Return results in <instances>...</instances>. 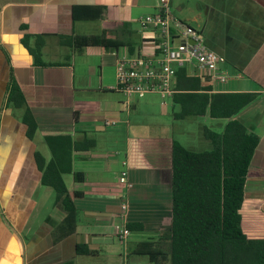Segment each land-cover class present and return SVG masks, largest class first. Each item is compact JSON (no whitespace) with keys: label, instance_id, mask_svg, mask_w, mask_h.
I'll list each match as a JSON object with an SVG mask.
<instances>
[{"label":"crops","instance_id":"crops-1","mask_svg":"<svg viewBox=\"0 0 264 264\" xmlns=\"http://www.w3.org/2000/svg\"><path fill=\"white\" fill-rule=\"evenodd\" d=\"M158 1L0 0V264H149L132 256L131 250L142 240L156 238L161 224L171 218L173 141L194 152L211 149L209 142L187 147L165 126L158 134L145 136L147 127L138 118L143 96L127 99L115 89L118 58L140 48L148 55L154 51L153 30L143 29L135 16L138 10L145 16L155 14ZM170 4L174 15L199 30L208 47L226 58V67L239 74L225 84L203 85L210 84L215 93L258 94L237 118L259 136L252 165L264 168V0H170ZM76 6L104 8L109 21L127 23L138 39L134 42L132 37V47L117 53L101 47L77 53L62 45L59 36L98 35L102 22L74 20ZM25 35H45L42 59L50 65H34L22 44ZM34 43L29 40L30 46ZM121 49L125 55H120ZM11 74L38 124L33 140L26 136L23 110L4 104ZM202 117L213 120V128L203 129L221 132L227 123ZM108 121L114 124L107 125ZM80 132L95 138L96 147L76 154L74 170L86 175L84 183L73 181L68 187L84 193L75 201L76 230L54 242L52 232L65 214L55 206L45 214L46 206L36 200L37 194L49 197V192L40 182L34 155L39 151L50 158V152L46 156L39 149L46 136L80 138ZM124 169L131 187L119 180ZM39 207L44 217L36 216ZM242 218L249 237L264 238V179L247 181ZM128 222L144 229L129 234L121 248L119 231ZM81 244L96 253L78 254Z\"/></svg>","mask_w":264,"mask_h":264},{"label":"trees","instance_id":"trees-1","mask_svg":"<svg viewBox=\"0 0 264 264\" xmlns=\"http://www.w3.org/2000/svg\"><path fill=\"white\" fill-rule=\"evenodd\" d=\"M73 18L102 22V32L98 35L59 36L62 45L72 47L77 53L89 47H101L114 53L120 48L132 47L133 32L128 24L109 21L102 7L76 6ZM44 37L25 35L22 38L37 67L50 65L42 59ZM30 39H35L33 46L29 44ZM204 82L208 80L202 74L191 73L187 67L177 68L171 101L180 111L173 113L174 119L208 115L227 123L221 132L203 129V136L211 145L208 151L194 152L179 141H173L171 218L161 224L156 238L136 243L131 255L146 257L149 264H264V238H251L242 227L247 181L264 179V168L252 165L260 138L237 118L258 94L215 93L211 85H203ZM4 104L23 110L26 136L33 140L38 124L13 74ZM80 136H46L44 141L50 158L46 159L39 151L34 155L42 186L55 192L54 206L65 214L52 232L54 242L76 230L75 201L84 193L68 189L64 176L71 174L75 184L84 183L85 173L74 170L75 157L96 147L95 138L88 132H80ZM125 228L130 234L144 229L136 222L126 223ZM77 253L93 255L96 251L81 244L77 246Z\"/></svg>","mask_w":264,"mask_h":264},{"label":"built area","instance_id":"built-area-1","mask_svg":"<svg viewBox=\"0 0 264 264\" xmlns=\"http://www.w3.org/2000/svg\"><path fill=\"white\" fill-rule=\"evenodd\" d=\"M143 29H152L154 51L151 55L143 49H137L134 55L127 54L117 59L115 89L127 99L133 96H144L158 93L167 105V99H172L176 70L188 67L191 73L202 74L209 82L227 83L239 74H233L226 67V58L210 49L202 33L177 18L170 0H159L157 11L139 19ZM112 125L114 122H106ZM127 167V162H124ZM119 180L131 187L127 169L120 173ZM125 211L127 204L123 203ZM129 231L125 228L119 231L121 244L126 246Z\"/></svg>","mask_w":264,"mask_h":264},{"label":"rangeland","instance_id":"rangeland-1","mask_svg":"<svg viewBox=\"0 0 264 264\" xmlns=\"http://www.w3.org/2000/svg\"><path fill=\"white\" fill-rule=\"evenodd\" d=\"M146 14L142 10H138L136 13V18L144 17ZM138 39V35L134 33L133 41L135 42ZM120 55H125L124 50L119 51ZM143 105L141 108V113L139 115V122L143 124L145 130H143V134L145 136L158 134V129L165 127L170 128L169 132L171 135L180 141H182L187 147H194L202 142H208L203 136V126H207L209 128H213V120H209L208 122L205 121L204 117H187L183 120H175L173 113H177L180 111L179 107L172 104L171 99H167V105L163 106L161 96L158 93H149L145 94L142 98ZM222 119H217L216 122H220ZM157 132V133H156ZM161 133V131H159ZM40 151L44 153L46 156H49L48 148L43 141H40ZM122 151L125 152L128 149L127 142L124 141L121 145ZM122 152V153H123ZM49 159V158H48ZM64 180L67 187H71L73 184V176L71 174H67L64 176ZM46 190L49 192L48 196H39L36 195V200L38 201L39 205L46 206L44 207L43 213H48V211L53 208L54 200H55V192L51 189L46 187ZM40 207L36 212V216L44 217L42 213H40ZM43 219V218H41ZM124 245L121 247L123 248ZM124 250V249H122ZM132 251V250H131ZM146 262V257H143ZM166 264H171L170 262Z\"/></svg>","mask_w":264,"mask_h":264}]
</instances>
